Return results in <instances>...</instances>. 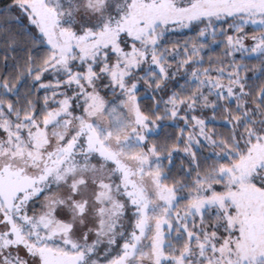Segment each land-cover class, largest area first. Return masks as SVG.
Instances as JSON below:
<instances>
[{"label":"snow or ice","instance_id":"snow-or-ice-1","mask_svg":"<svg viewBox=\"0 0 264 264\" xmlns=\"http://www.w3.org/2000/svg\"><path fill=\"white\" fill-rule=\"evenodd\" d=\"M0 264H264V0H0Z\"/></svg>","mask_w":264,"mask_h":264}]
</instances>
